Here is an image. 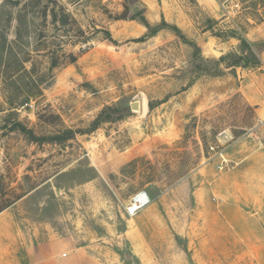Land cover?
I'll return each instance as SVG.
<instances>
[{"label": "rangeland", "instance_id": "rangeland-1", "mask_svg": "<svg viewBox=\"0 0 264 264\" xmlns=\"http://www.w3.org/2000/svg\"><path fill=\"white\" fill-rule=\"evenodd\" d=\"M24 1L0 4L13 18ZM53 1L91 39L73 45L48 8L35 24L76 61L28 104L0 88V264H261V228L228 221L252 214L227 174L264 167V118L237 89L264 93V0ZM141 19L168 27L148 37ZM230 36L260 51L259 70L214 76ZM32 55L45 71L47 54ZM140 192L150 203L130 216Z\"/></svg>", "mask_w": 264, "mask_h": 264}, {"label": "trees", "instance_id": "trees-1", "mask_svg": "<svg viewBox=\"0 0 264 264\" xmlns=\"http://www.w3.org/2000/svg\"><path fill=\"white\" fill-rule=\"evenodd\" d=\"M5 1L16 3L19 6L21 0ZM77 1L79 2L80 0ZM2 3L0 4V88H2L6 103L9 106L28 104L31 99L42 95L41 87L48 79H51L54 69L66 63L72 64L76 61V56L73 54L66 55L61 50V47L58 48L60 51L51 49L49 46L56 48V41L54 39H52L53 41L46 40L42 27L35 24L42 18H46L45 15L48 8L51 7L50 17L52 25L57 26L60 23V26H66L68 28L66 30L67 38L73 45H86L91 37L86 36L72 16L53 0L24 1L22 7L16 9L15 17L13 18L10 17V9L1 6ZM54 5L56 6L52 7ZM138 12L135 9L134 15H137ZM133 19L134 17L130 18V20ZM12 20L16 23L15 35L13 40H9L8 35L3 31V27L5 23H10ZM116 20H125V17H120ZM141 23L148 31V37H152L157 31L168 27L163 21L162 24L165 27H157L152 32L151 30L153 29L144 19H141ZM55 30L60 31L61 29L55 27ZM173 30L178 31L176 27H173ZM102 32L106 36L105 39L110 41L109 32L107 30ZM219 34L214 36L221 38ZM57 36L58 33L53 38ZM230 38L239 41L238 48L235 52L221 56L215 61L217 71L214 76H222V68L231 71L236 68L244 70L259 69L261 67V60L258 56L260 51L255 50L254 46L244 38H236L234 36H230ZM195 48L199 50L197 47ZM32 53H35L36 56L47 54L48 67L45 71L37 69L35 62H33ZM226 60L230 62H226ZM16 127L23 134L30 136L32 142L35 141V137L30 130H26L19 123H16Z\"/></svg>", "mask_w": 264, "mask_h": 264}, {"label": "crops", "instance_id": "crops-1", "mask_svg": "<svg viewBox=\"0 0 264 264\" xmlns=\"http://www.w3.org/2000/svg\"><path fill=\"white\" fill-rule=\"evenodd\" d=\"M241 70L248 73L254 72L253 70ZM242 88L243 86H240L237 89L242 93L246 102L250 106L254 107L256 118H264V109L262 108V101L264 102V93H259L258 96L252 92H249L248 89L243 91ZM249 158L251 159L252 157ZM248 163H251V161ZM246 174H256L259 175V178L253 179L252 177H250V179H245L244 175ZM240 176H244L245 180L241 179V181ZM262 177H264V167L254 166L250 164L241 165L240 167L231 166V169H229L228 171V184H232L234 187L233 189L240 190L241 193L244 194L246 193V191H249L248 199H245V202L242 201V203L248 208L247 211L252 214V218L247 219L244 217H238L235 219H228L229 222H232L235 227L239 229L242 236H249V234L246 233L247 231H244V228L250 223L257 230L261 228L263 235L258 233V237H264V184L261 182ZM256 250V253L264 254V240L257 246ZM261 264H264V256Z\"/></svg>", "mask_w": 264, "mask_h": 264}, {"label": "built area", "instance_id": "built-area-1", "mask_svg": "<svg viewBox=\"0 0 264 264\" xmlns=\"http://www.w3.org/2000/svg\"><path fill=\"white\" fill-rule=\"evenodd\" d=\"M219 156L221 158L223 157L222 154H219ZM149 203H150V199H149L148 195L146 193H144V192H140L135 197H133L132 200L130 201L129 207L127 208V213L130 216H133V215H135V213L138 210L148 206Z\"/></svg>", "mask_w": 264, "mask_h": 264}, {"label": "bare ground", "instance_id": "bare-ground-1", "mask_svg": "<svg viewBox=\"0 0 264 264\" xmlns=\"http://www.w3.org/2000/svg\"><path fill=\"white\" fill-rule=\"evenodd\" d=\"M134 208V207H133ZM135 209V208H134Z\"/></svg>", "mask_w": 264, "mask_h": 264}]
</instances>
